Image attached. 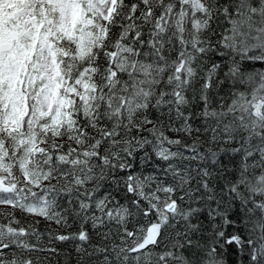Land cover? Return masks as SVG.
<instances>
[{
    "label": "snow or ice",
    "instance_id": "snow-or-ice-1",
    "mask_svg": "<svg viewBox=\"0 0 264 264\" xmlns=\"http://www.w3.org/2000/svg\"><path fill=\"white\" fill-rule=\"evenodd\" d=\"M0 264H264V0H0Z\"/></svg>",
    "mask_w": 264,
    "mask_h": 264
}]
</instances>
